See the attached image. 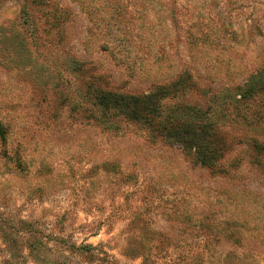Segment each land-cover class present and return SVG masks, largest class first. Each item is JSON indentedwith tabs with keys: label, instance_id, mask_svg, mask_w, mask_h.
Segmentation results:
<instances>
[{
	"label": "rangeland",
	"instance_id": "obj_1",
	"mask_svg": "<svg viewBox=\"0 0 264 264\" xmlns=\"http://www.w3.org/2000/svg\"><path fill=\"white\" fill-rule=\"evenodd\" d=\"M43 1L25 25L22 0H0V119L12 153H0V229L18 241L10 250L0 232V264L28 253L20 220L39 228L50 264H232L233 255L234 264H264V173L250 147L264 142V118L252 115L255 101L247 109L233 100L264 72V0ZM57 7L66 17L58 24ZM72 58L84 63L78 77ZM183 73L192 87L161 107L216 119L220 173L135 123H93L79 98L87 79L141 95ZM71 243L90 248L69 252ZM23 264L41 263L27 255Z\"/></svg>",
	"mask_w": 264,
	"mask_h": 264
},
{
	"label": "trees",
	"instance_id": "obj_2",
	"mask_svg": "<svg viewBox=\"0 0 264 264\" xmlns=\"http://www.w3.org/2000/svg\"><path fill=\"white\" fill-rule=\"evenodd\" d=\"M46 4L47 3L43 0H22L21 11L25 16L23 24L28 25L31 21V14L29 11H31L32 8L30 6H33V8L37 6L45 7L47 6ZM50 14L56 24L66 19L63 8L61 7L53 8ZM31 22L33 24L34 20ZM40 37L42 36L38 35L37 40L34 37L33 43H36ZM17 46L20 47L21 50H25V39L21 40ZM67 68L70 69L72 73L77 74L76 76L78 77L82 74L84 63L72 58ZM192 85L189 75L186 76V74L183 73L168 87L160 86L149 94L134 95L103 88L98 84H93L91 80L87 79L85 81V90L83 93L81 92L79 94V98L83 97L85 103L88 105L86 109L88 118L93 123L106 125L108 130H118L120 128V119L135 123L145 129L153 140L160 139L168 144H176L181 147L186 156L190 157L194 163L199 164L200 167L208 169L211 172L220 173L218 162L223 157L226 145L219 137L216 119L200 108L187 105H176L174 108L164 110L160 104L161 100L170 94H176L178 91L190 89ZM236 89L237 93L235 95L238 94L240 98L233 97L232 95L230 97H233L235 103L246 102L247 109L252 106L249 103L255 101V104H257L256 109L251 113L254 117L257 116L256 120L260 122V120L264 118V72L260 71L256 75H250V78L244 86L237 87ZM71 106L75 108L79 105L71 103ZM250 125L254 127L257 124L255 122H250ZM7 130L8 122L0 119V142L2 146L0 153L8 160H12V153L7 147L9 136ZM250 142V147L254 152V154H252V159L264 173V165L260 161L261 156L264 157V142L260 143L255 137L252 138ZM19 165L20 164H18L17 168ZM19 224L22 230L29 234L28 240L25 241L28 252L27 255L41 264H50L48 260L40 255V250L43 245L40 241L41 233L39 228L25 220H20ZM219 225H221V228L213 232L215 238H219V235L224 230V228L222 229V225H224L226 229L230 227L229 223ZM262 231L264 236V230ZM0 232L3 234L1 239L4 241L6 247L10 250L12 246L15 248L18 241L14 237H10L11 233H6V231H2V229H0ZM228 233L229 238H232L233 244H239L240 237H234L235 234H237L235 227L229 230ZM89 248V246L80 247L76 246L75 243H71L68 247V251L75 253L78 250H89ZM13 256H15V254H12V259ZM26 256H18L20 258L19 262L21 263L17 264L26 262ZM230 258L233 260L232 264H234L235 255ZM7 263L11 264L9 262ZM52 264H59V262L54 261Z\"/></svg>",
	"mask_w": 264,
	"mask_h": 264
}]
</instances>
